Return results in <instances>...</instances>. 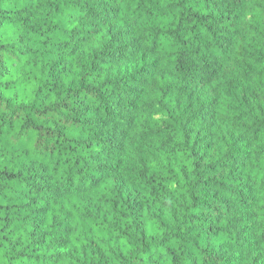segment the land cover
Here are the masks:
<instances>
[{"label":"clouds","instance_id":"9594fccd","mask_svg":"<svg viewBox=\"0 0 264 264\" xmlns=\"http://www.w3.org/2000/svg\"><path fill=\"white\" fill-rule=\"evenodd\" d=\"M0 8V264H264V0Z\"/></svg>","mask_w":264,"mask_h":264},{"label":"trees","instance_id":"16d2710c","mask_svg":"<svg viewBox=\"0 0 264 264\" xmlns=\"http://www.w3.org/2000/svg\"><path fill=\"white\" fill-rule=\"evenodd\" d=\"M182 2H186V3H189V5H191V0H182ZM12 11H13L12 9H3V8H0V15H3V16H5V18L10 19L11 18V15H12ZM189 11H191V7H189ZM197 15H199V14L197 13ZM189 19H191V17H189ZM25 22H27V18H25ZM2 26H3V22L0 21V27H2ZM132 31H133V28H132L131 25H129L128 26V29H127V32L128 33H131ZM21 39H23V37H21ZM2 47H4V46L3 45H0V48H2ZM0 67H3V56L2 55H0ZM0 74H2V73H0ZM32 203H35V201H32ZM29 206H31V205H29ZM11 207L12 206H8L9 210H10ZM137 207L139 208L140 205L138 204ZM0 208H4V205H0ZM37 210L39 211V209H37ZM3 219L5 221H7L8 223H11L12 222L11 215H5L3 217ZM25 219H27V217H25ZM193 219H195V217H193ZM33 222L35 223L36 228L39 229L40 226H41V224L44 221H43V218L41 217L38 221L37 220H34ZM209 230L211 231V227H210ZM170 251H171V249H170Z\"/></svg>","mask_w":264,"mask_h":264},{"label":"rangeland","instance_id":"374dc122","mask_svg":"<svg viewBox=\"0 0 264 264\" xmlns=\"http://www.w3.org/2000/svg\"><path fill=\"white\" fill-rule=\"evenodd\" d=\"M233 255L235 256L236 253H234ZM239 257H240V259H243V253L242 252L239 254Z\"/></svg>","mask_w":264,"mask_h":264}]
</instances>
